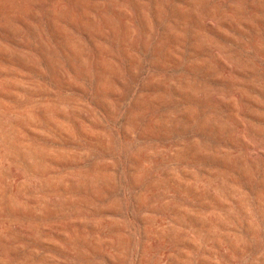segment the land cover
Segmentation results:
<instances>
[{
	"label": "rangeland",
	"instance_id": "rangeland-1",
	"mask_svg": "<svg viewBox=\"0 0 264 264\" xmlns=\"http://www.w3.org/2000/svg\"><path fill=\"white\" fill-rule=\"evenodd\" d=\"M0 264H264V0H0Z\"/></svg>",
	"mask_w": 264,
	"mask_h": 264
},
{
	"label": "bare ground",
	"instance_id": "bare-ground-1",
	"mask_svg": "<svg viewBox=\"0 0 264 264\" xmlns=\"http://www.w3.org/2000/svg\"><path fill=\"white\" fill-rule=\"evenodd\" d=\"M15 170V169H14ZM17 175H19V174H17ZM14 186V185H13Z\"/></svg>",
	"mask_w": 264,
	"mask_h": 264
}]
</instances>
